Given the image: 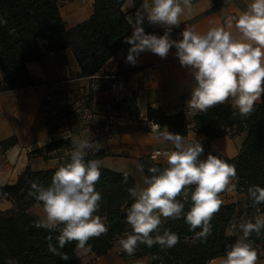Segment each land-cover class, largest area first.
Returning a JSON list of instances; mask_svg holds the SVG:
<instances>
[{"label": "clouds", "instance_id": "obj_1", "mask_svg": "<svg viewBox=\"0 0 264 264\" xmlns=\"http://www.w3.org/2000/svg\"><path fill=\"white\" fill-rule=\"evenodd\" d=\"M192 13V0H143L128 20L132 34L124 39L130 45L126 62L135 65L145 52L165 59L174 47L180 66L192 77L187 107L193 115L229 103L241 118L249 117L264 96V0H250L244 10L227 19L225 26H213L205 32L184 27L180 39H173V28H179L181 18ZM145 19L151 25L163 27V35L146 33ZM5 24L7 21L0 17V25ZM152 132L155 140L170 143L173 150L155 152L152 159L163 156L167 166L149 167V175L143 176L144 186L127 188L133 199L126 209L131 232L125 233L118 243L129 256L140 245H158L161 250L174 247L179 235L168 229L161 233L167 220L183 218L189 231L195 232L201 242L206 241L212 234L211 220L223 204L220 194L233 193L240 179L236 166L219 156L209 153L201 159L204 148L199 140L189 141L167 126L161 130L159 124L152 126ZM102 147L99 142L75 137L69 161L55 171L49 185L28 181L26 199L33 198L43 209L34 226L58 233L47 237L48 251L64 261L70 259L61 251L66 244L75 242L74 254L79 257L91 251L90 239L109 231L106 218L97 214L102 201L101 192L96 190L101 161L86 159L89 151L96 153ZM137 168L144 172V165L137 164ZM127 181L125 173L122 182ZM247 198L253 207L264 204V187L250 186ZM261 230L264 216L260 215L254 222L242 220L232 224L226 235L237 238L226 246L219 264H258L257 250L248 238L252 233L259 236ZM6 264L17 262L8 259Z\"/></svg>", "mask_w": 264, "mask_h": 264}, {"label": "trees", "instance_id": "obj_2", "mask_svg": "<svg viewBox=\"0 0 264 264\" xmlns=\"http://www.w3.org/2000/svg\"><path fill=\"white\" fill-rule=\"evenodd\" d=\"M72 1L0 0V17L7 21V24L0 25V92L42 85L33 79L26 65L40 61L48 53L70 50L79 68L77 78L94 76L117 53L126 58L130 45L124 39L132 34V28L121 10L126 0H94L93 14L84 22L66 29L59 9L61 4ZM131 1L134 9L142 4L140 0ZM130 72L127 70L122 74ZM97 83L99 90H107L115 80ZM118 105L126 106L130 118L139 117L134 94L111 104L110 109ZM145 122L159 124L161 128L167 126L171 132L184 137L189 132H196L209 141L222 137L234 138L245 133L238 156L234 159L222 158L236 166L240 179L235 191L245 196L243 207L239 204L222 205L211 220L212 234L204 242L196 238L195 232L189 231L183 218L167 220L161 227V233L164 229L175 232L179 235V242L165 250H161L158 245L151 248L140 245L133 254L135 257H147L151 264H209L225 254L227 245L235 243L237 237L227 236L226 233L232 224L243 220L240 216L254 222L256 216L264 213V204L253 207L247 198L250 186L264 187V96L247 118H241L235 109L226 105H216L207 112H197L191 118L183 112L169 114L160 108L148 107ZM15 144L16 139L11 138L2 142V147L6 150ZM69 146L68 140H53L27 156L31 158L37 155L45 159V154ZM104 157L102 150L96 153L89 151L86 159L102 160ZM68 161L47 170H32L27 166L14 184L0 189V194L5 195L12 205L8 210L0 211V264H6L8 259L15 260L17 264H75L78 261L79 257L74 254L75 242L66 244L61 250L70 256L68 261L48 251L47 237H55L58 233L34 226V221L39 218L31 214L29 209L35 204L41 208L42 205L31 197L26 199L30 189L28 181L47 186L55 171ZM138 162L144 165V176L149 175L147 169L151 166H167L149 157H142ZM100 171L96 190L101 192L102 201L97 214L106 218L109 231L89 240L90 252L96 257L105 256L115 242L125 233L131 232V226L126 222V209L131 206L133 199L127 188L137 185L130 175L127 183H123L125 173L106 168H100ZM189 204H185V211ZM248 239L253 245L264 243V230L259 236L252 233ZM53 243H56L55 240ZM154 256L157 258L153 259Z\"/></svg>", "mask_w": 264, "mask_h": 264}, {"label": "crops", "instance_id": "obj_3", "mask_svg": "<svg viewBox=\"0 0 264 264\" xmlns=\"http://www.w3.org/2000/svg\"><path fill=\"white\" fill-rule=\"evenodd\" d=\"M77 1L63 4L66 8ZM140 1L143 3V0ZM249 2L250 0H192V15L181 18L180 27L173 28L171 37L180 39L179 34L184 27L205 32L213 26H225L227 19L244 10ZM93 4L94 0H83V8L77 6L75 10H69L67 16L62 17L65 28L70 29L87 20L93 14ZM121 10L127 21L136 11L131 0H126ZM143 27L146 33L163 35L164 32L163 27L151 25L147 19L144 20ZM175 52L176 49L173 47L165 59L145 52L139 56L135 65H129L126 58L117 53L94 75L95 81L85 78L77 80L79 68L68 49L48 53L40 61L28 63L27 71L42 85L0 92V189L14 184L27 166L32 170H47L56 168L70 159L75 137L103 145L101 150L105 157L100 160L101 168L127 173L133 177L128 172L131 167L133 171L143 174L137 168L140 158L149 157L156 150L163 152L173 150L170 143H161L154 139V134L148 130L147 122L146 125H142L147 108H160L169 114L183 112L188 118L193 116L187 107L192 77L187 69L180 66ZM127 70L131 72L122 74ZM107 79H114L115 83L110 89L99 90L97 81ZM53 83L54 88H49ZM95 84L97 89L94 88ZM131 94L135 96L139 112L137 119L128 116L125 105L107 110L108 105L116 104ZM80 102H83V107L90 109L92 116L90 123L66 119L60 110L77 108ZM220 105L231 106L229 103ZM11 138L16 139V144L6 150L3 149L2 142ZM185 138L189 141L197 139L202 143L204 153L201 159H205L209 153L220 158L234 159L245 140V133L234 138L222 137L209 141L202 134L189 132ZM59 139L68 140L70 146L45 154L47 155L45 159L37 155L31 158L27 156L28 153ZM220 195L222 205L239 204L243 207L245 201L243 194L234 191ZM0 196L3 198L0 200V211L10 209L12 205L6 200V196L1 194ZM34 206H37L35 216L40 218L43 209L38 204L33 205L29 212ZM259 215L264 216V213ZM240 219L247 220L242 216ZM252 246L257 250L258 264H264V243ZM220 258L212 260L209 264H219ZM75 264L151 263L147 257L129 256L120 248L117 241L105 256L96 257L89 252L79 256Z\"/></svg>", "mask_w": 264, "mask_h": 264}, {"label": "built area", "instance_id": "obj_4", "mask_svg": "<svg viewBox=\"0 0 264 264\" xmlns=\"http://www.w3.org/2000/svg\"><path fill=\"white\" fill-rule=\"evenodd\" d=\"M83 78H77V80H82ZM86 80H91V81H95V76H92V77H89V78H85ZM57 86H59V84H57ZM94 88L97 89V85L95 84L94 85ZM78 107L77 108H64L62 113L63 115L66 117V119H71V120H81L82 122H85V123H90L91 121V112H90V109L86 108V107H83V102H80V104L77 105ZM107 110L110 111V106L108 105L107 106ZM142 125H146V122L145 120L143 121V124ZM154 125V123H148V130L152 132V126ZM157 151H160L163 153V151L161 150H156L154 152H152L150 155H149V159L154 161V162H158V161H166L164 159L163 156H160L157 158V160H153L152 159V156L155 152Z\"/></svg>", "mask_w": 264, "mask_h": 264}, {"label": "rangeland", "instance_id": "obj_5", "mask_svg": "<svg viewBox=\"0 0 264 264\" xmlns=\"http://www.w3.org/2000/svg\"><path fill=\"white\" fill-rule=\"evenodd\" d=\"M65 5L64 4H61L60 5V14H61V17H66L67 16V13L69 12V10H75L77 8V6H80L83 8V0H78L76 3H74L73 5H70L68 7H64ZM54 83L53 84H50L49 88H54ZM61 92H59L60 94ZM44 105V104H43ZM47 157V155H45ZM130 174H132V176L134 177L135 181L137 184H140L141 186H144L143 185V174H139L138 172H135L132 170V168L130 167L129 168V171ZM3 198L0 196V200H2ZM36 209H37V206H34V208H32L31 210V214L35 215L36 214Z\"/></svg>", "mask_w": 264, "mask_h": 264}]
</instances>
